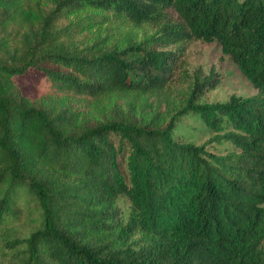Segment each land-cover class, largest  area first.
Here are the masks:
<instances>
[{"label": "trees", "instance_id": "16d2710c", "mask_svg": "<svg viewBox=\"0 0 264 264\" xmlns=\"http://www.w3.org/2000/svg\"><path fill=\"white\" fill-rule=\"evenodd\" d=\"M168 8L179 23L121 35ZM63 21L85 52L61 47ZM32 31L37 42L0 59V229L19 197L41 218L25 238L1 230L16 264H264V0H0L3 49ZM188 40L216 42L256 94L201 102L209 77L166 116L153 100L177 61L166 48ZM30 69L32 98L13 83ZM122 106L134 120L108 116ZM189 115L230 150L178 140Z\"/></svg>", "mask_w": 264, "mask_h": 264}, {"label": "rangeland", "instance_id": "374dc122", "mask_svg": "<svg viewBox=\"0 0 264 264\" xmlns=\"http://www.w3.org/2000/svg\"><path fill=\"white\" fill-rule=\"evenodd\" d=\"M48 11V9H46ZM175 12L171 9L162 11L159 21L144 24L140 27L125 25L120 27L121 35L130 37V39L140 40L153 34L157 28L163 24L179 23ZM68 22L63 21L58 25L60 29L59 37L61 47L70 51H76L80 54L85 52L90 43L84 36H79L75 41L70 42L67 35L63 32ZM5 37L0 32V39ZM38 41V32H27L19 38L17 45H11L8 49H3L0 45V59L12 61L28 45ZM166 49L177 53V61L173 71L170 83L165 87L161 94L154 97L155 107H159L166 116L173 114L183 101L186 99L189 89L195 82L201 83L204 79L212 77L215 86L206 91L200 98L205 103H225L231 96L250 97L256 94V91L238 71L235 65L222 55L219 45L216 42L204 43L196 40H188L168 46ZM41 73L36 69L28 70L24 75L13 78V83L24 96L34 97L35 87ZM134 111H129L127 107H112L108 110V116L115 120L135 119ZM97 122L90 125L95 126ZM175 135L177 139L183 142L197 145L206 144L207 149L215 153H223L230 150L227 143L216 144L212 142L213 133L201 123L198 118L191 115L185 116L176 124ZM44 175V173H43ZM45 176V175H44ZM52 179V178H50ZM62 183V181L60 180ZM117 206L123 219H126L129 213V203L125 198L117 200ZM16 216L7 220L0 229H5L3 237L7 239L25 238L31 232L37 230L40 226V214L33 201L19 197L16 206ZM21 253L19 251H8L0 243V264H16L19 262ZM41 264H53L45 258H41Z\"/></svg>", "mask_w": 264, "mask_h": 264}]
</instances>
